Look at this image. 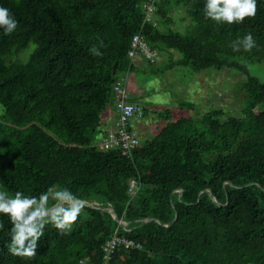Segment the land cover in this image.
<instances>
[{
    "label": "trees",
    "instance_id": "obj_1",
    "mask_svg": "<svg viewBox=\"0 0 264 264\" xmlns=\"http://www.w3.org/2000/svg\"><path fill=\"white\" fill-rule=\"evenodd\" d=\"M145 1L0 0L18 25L10 35L0 28V190L39 196L67 188L111 202L129 221L125 227L103 207L82 204L69 234L47 226L36 257L22 259L5 247L11 225L0 214V264H100L116 230L142 246L118 248L111 264H264V81L237 59H264V0L256 17L232 25L206 18L205 0H159L158 25L144 23ZM175 6L192 21L186 33L171 27ZM140 31L153 48L183 54L168 67L247 73L242 113L215 107L175 119L167 109L158 112L166 124L133 157L101 150L97 135L114 106V84L144 59L129 55ZM249 32L258 47L233 52L232 41ZM31 42L28 60L8 59Z\"/></svg>",
    "mask_w": 264,
    "mask_h": 264
},
{
    "label": "rangeland",
    "instance_id": "obj_2",
    "mask_svg": "<svg viewBox=\"0 0 264 264\" xmlns=\"http://www.w3.org/2000/svg\"><path fill=\"white\" fill-rule=\"evenodd\" d=\"M173 21L171 27L186 33L192 25L183 7L175 6L171 12ZM35 44L33 42L24 50L9 55L8 59L28 60ZM183 54L176 49L158 50L157 62L150 65L145 59H137L136 68L128 73V90L134 102L147 107V113L132 119V124L142 126L141 139L156 135L167 120L158 112L171 110V116L199 115L211 108H224L231 114L239 115L247 105V93L242 88L247 80V73L237 68L209 67L201 71L191 66L170 62ZM240 63L247 64L251 74L264 81V59L250 60L238 56ZM182 100L193 102L194 105H181ZM102 133L97 135V140Z\"/></svg>",
    "mask_w": 264,
    "mask_h": 264
},
{
    "label": "clouds",
    "instance_id": "obj_3",
    "mask_svg": "<svg viewBox=\"0 0 264 264\" xmlns=\"http://www.w3.org/2000/svg\"><path fill=\"white\" fill-rule=\"evenodd\" d=\"M203 11L206 18L217 24H242L245 19L256 17L258 3L257 0H205ZM17 26L9 10L0 7V28L4 29V34L10 35ZM229 46L233 52L248 53L258 47L250 32ZM90 51L95 56L102 55L95 46ZM81 211V201L67 188L49 187L39 196L25 195L21 191L9 195L0 190V214L7 216L11 225L8 229L10 242L5 245L8 253L22 259L35 258L45 228L50 225L59 235H67ZM3 229L0 221V230Z\"/></svg>",
    "mask_w": 264,
    "mask_h": 264
},
{
    "label": "built area",
    "instance_id": "obj_4",
    "mask_svg": "<svg viewBox=\"0 0 264 264\" xmlns=\"http://www.w3.org/2000/svg\"><path fill=\"white\" fill-rule=\"evenodd\" d=\"M159 0H146L143 2L145 9L144 23L158 25L156 10ZM129 55L135 59L138 55L150 63H156L158 58V49L153 48L143 32H137L133 35ZM114 108L116 111V120L113 126L102 133V138L98 144L101 150L120 149L123 154L133 157L135 149L142 143L141 134L137 127L133 126L132 118L144 115V105L132 101L128 90V74L121 76L114 84ZM138 188L136 179L130 181L129 192L134 193ZM142 243L126 234H120L117 230L106 240L103 245V253L100 264H111L115 251L120 248L141 247ZM82 264H89L86 260Z\"/></svg>",
    "mask_w": 264,
    "mask_h": 264
},
{
    "label": "water",
    "instance_id": "obj_5",
    "mask_svg": "<svg viewBox=\"0 0 264 264\" xmlns=\"http://www.w3.org/2000/svg\"><path fill=\"white\" fill-rule=\"evenodd\" d=\"M210 191V194L211 196L217 201L218 199L216 198V196L212 193V191L210 189H208ZM182 191V189L180 190ZM79 200L81 201L82 204H88V205H91V206H99V207H103L104 209H106L107 211H109L113 217L123 226H127L129 224V221L125 220V219H122L119 217L115 207L113 206V204L111 202L108 203V205L104 206L100 201L96 200V199H91V200H87V199H82V198H79ZM177 218V214L174 218V220ZM153 219L152 216H148V217H145L144 219H142L143 221H147V220H151ZM173 220V221H174Z\"/></svg>",
    "mask_w": 264,
    "mask_h": 264
},
{
    "label": "crops",
    "instance_id": "obj_6",
    "mask_svg": "<svg viewBox=\"0 0 264 264\" xmlns=\"http://www.w3.org/2000/svg\"><path fill=\"white\" fill-rule=\"evenodd\" d=\"M133 101V100H132ZM116 111H115V108L114 106H112L111 108H109L105 113H104V118H103V129L106 130L108 128H110L111 126L114 125L115 123V120H116ZM138 117V116H136ZM135 118V117H133ZM132 118V119H133ZM134 126V125H133ZM135 127H137L140 131V134H141V129H142V126L140 125H135ZM103 130V131H104Z\"/></svg>",
    "mask_w": 264,
    "mask_h": 264
}]
</instances>
